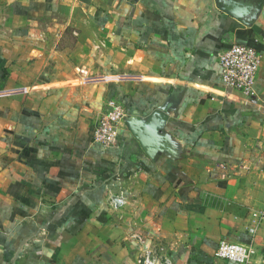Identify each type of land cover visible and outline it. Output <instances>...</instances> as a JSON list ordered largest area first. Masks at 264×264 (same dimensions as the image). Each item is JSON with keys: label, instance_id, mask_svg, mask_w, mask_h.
<instances>
[{"label": "crops", "instance_id": "0c3cea01", "mask_svg": "<svg viewBox=\"0 0 264 264\" xmlns=\"http://www.w3.org/2000/svg\"><path fill=\"white\" fill-rule=\"evenodd\" d=\"M244 1L235 18L221 0H0V264H139L155 247L230 264L219 243H249L264 208V155L222 178L264 147V0ZM233 43L262 56L251 97L222 85ZM110 100L128 117L107 149ZM152 117L167 138L150 156L132 127ZM255 245L264 264V223Z\"/></svg>", "mask_w": 264, "mask_h": 264}, {"label": "built area", "instance_id": "2783aa9c", "mask_svg": "<svg viewBox=\"0 0 264 264\" xmlns=\"http://www.w3.org/2000/svg\"><path fill=\"white\" fill-rule=\"evenodd\" d=\"M217 60L222 71V85L229 91L239 92L246 97L255 94V84L262 66V56L254 49L233 43L229 49L218 54ZM107 110L96 123L93 131V142L102 148H115L119 143L120 127L127 119L126 108L116 100L107 102ZM259 154V155H256ZM260 155H264V147L256 149L247 162L230 169L222 174V178L231 175H242L249 172L252 167L261 164ZM213 172V171H211ZM247 172V173H248ZM110 206L113 210H120L126 199L122 195H111ZM256 222L249 228V243L221 241L215 251V257L230 264H252L257 254L255 238L258 228L264 223V208L254 214ZM139 264H175L167 255L162 254L159 247L147 250L139 260Z\"/></svg>", "mask_w": 264, "mask_h": 264}, {"label": "water", "instance_id": "95a60500", "mask_svg": "<svg viewBox=\"0 0 264 264\" xmlns=\"http://www.w3.org/2000/svg\"><path fill=\"white\" fill-rule=\"evenodd\" d=\"M221 4L222 10L235 18H242L251 14L254 8L253 5L246 3L244 0H221ZM253 20H255L254 16L252 17V21ZM134 126H136L135 128L132 127L134 136L140 142L145 152L150 156H152L158 143L162 141V139L167 138L161 136V123L155 119V117L150 118L146 122L139 121Z\"/></svg>", "mask_w": 264, "mask_h": 264}]
</instances>
